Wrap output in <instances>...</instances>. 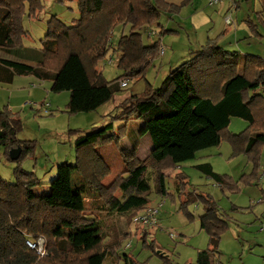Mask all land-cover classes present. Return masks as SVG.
<instances>
[{
    "label": "trees",
    "instance_id": "16d2710c",
    "mask_svg": "<svg viewBox=\"0 0 264 264\" xmlns=\"http://www.w3.org/2000/svg\"><path fill=\"white\" fill-rule=\"evenodd\" d=\"M189 3L77 0L79 17L68 25L52 16L40 48L33 49L22 44L29 35L23 17L29 5L30 18H38L41 0H0V84L11 85L16 77L51 81V92H69L70 114L96 112L122 91V81L146 79L148 69L163 56V37L174 32L161 26L163 14H180ZM120 26H130V32L114 45L113 32ZM158 27L160 31L155 29ZM254 27L252 32L258 34ZM144 32L148 44L143 40ZM109 53L118 56L117 66L123 72L111 84L98 69ZM191 55L159 88L148 81L143 92L127 95L107 115L109 120L102 127H94L88 134L78 132L75 163L58 165L48 191L38 192L43 185L40 179L21 166L14 169V182L0 174V264H106L120 245L105 243L97 214L120 215L128 227L135 224L134 218L149 208L153 190L161 197L169 194L168 172L195 160L199 152L218 147L233 118L249 124L241 134H229L234 151L243 150L257 163L264 146V60L247 55L241 73V54L216 41ZM133 120L144 123L140 136L149 135L152 140V152L144 160L137 156L138 144H122L126 124ZM119 121L125 125L115 132L114 123ZM22 127L19 113L8 107L0 111V145L10 162L19 163L33 154L32 142L18 139ZM112 144L118 149L124 171L105 184L112 169L101 151ZM17 148H21V156L12 161L10 152ZM196 169L220 187L230 186L211 164ZM176 176L184 186L182 174ZM87 191L92 193L90 210L85 206ZM199 200L204 208L200 226L209 236V247L199 251L196 262L189 264H216L215 255L220 253L229 221L212 196L193 194L184 205ZM138 225L142 236L150 234V227ZM42 237L47 257L38 256L28 245ZM123 258L126 264L131 259L128 255ZM164 258L163 264H172Z\"/></svg>",
    "mask_w": 264,
    "mask_h": 264
},
{
    "label": "rangeland",
    "instance_id": "374dc122",
    "mask_svg": "<svg viewBox=\"0 0 264 264\" xmlns=\"http://www.w3.org/2000/svg\"><path fill=\"white\" fill-rule=\"evenodd\" d=\"M194 4L190 2L177 15L163 14L161 26L174 31L162 39L165 54L159 56L148 69L146 79L129 80L128 86L121 89L113 101L96 112L70 114L67 108L69 92H51V81L18 77L12 85L0 86V111L11 104V110L19 113L23 122L18 139L30 141L34 146L33 154L18 163L8 161L5 149L0 145L1 176L8 182H14V169L21 166L35 172L40 179L43 185L38 192L48 191V184L57 176L58 165L62 162L75 163L78 132L88 134L92 128L102 127L109 120L107 115L123 100V96L143 92L148 81L159 88L172 70L211 41L241 54V73L247 55L259 56L264 60V0H224L214 7L209 6L208 0H196ZM41 5L38 18H30L27 5L23 26L29 35L23 39V47L40 48L47 22L52 16H58L68 25L79 17L77 0H41ZM229 15L232 17L231 24L226 23ZM252 26H256L254 28H257L258 34L252 32ZM155 29L160 31L159 27ZM129 32L130 26L116 28L112 36L113 44L116 45L120 37ZM142 34L144 42L148 44L147 32ZM117 63L118 56L109 53L98 64V69L110 84L123 74ZM25 103L27 106H24ZM124 125L125 122H115L114 131L119 132ZM126 125L123 146L140 142L144 148L149 141L153 147L149 135L146 138L140 136L144 126L142 121L133 120ZM248 126L247 121L233 118L227 137L218 147L201 151L195 160L168 172L169 194L161 197L153 190L149 196V208L162 206L157 227H150V234L146 237L140 233L142 229L138 224L128 227L123 216L97 214L103 224L105 243L116 242L120 245L114 249L112 258L109 257L112 260L106 264H126L125 258L122 259L124 255L131 258L128 264H163L164 256L172 264L196 262L198 252L208 249L209 236L200 226L203 203L199 200L184 205L187 197L193 194L212 196L221 214L229 221V227L220 241V253L215 255L216 264H264V146L255 163L243 150L234 151L228 138L229 134H241ZM104 156L112 169V175L105 181V184H109L123 172L124 165L114 144L104 149ZM205 163L211 164L217 174L230 182V186L220 187L196 169ZM178 174L185 179L184 186L175 178ZM91 205L92 193L87 191V210L92 208ZM43 239L46 247V239ZM129 244L130 247H127ZM36 253L40 257H47L38 251Z\"/></svg>",
    "mask_w": 264,
    "mask_h": 264
},
{
    "label": "built area",
    "instance_id": "2783aa9c",
    "mask_svg": "<svg viewBox=\"0 0 264 264\" xmlns=\"http://www.w3.org/2000/svg\"><path fill=\"white\" fill-rule=\"evenodd\" d=\"M223 1L224 0H208V3H209V6L214 7L215 5H218ZM226 23L227 24L232 23L231 15L227 16ZM160 54L161 55L165 54V46L163 44H161V47H160ZM111 62H112V60H111ZM120 85L122 88H126L128 86V81L124 80L121 82ZM161 206H162V204H160L158 207L146 209L145 211L141 212L139 215H137L134 218V222L136 224H140V225L146 226V227H157L158 215H159ZM262 230H264V229H262ZM44 243H45L44 239L40 238L36 243L28 242V245L30 248L38 251L42 256H45L47 254H46V249H45ZM127 247H130V244Z\"/></svg>",
    "mask_w": 264,
    "mask_h": 264
},
{
    "label": "crops",
    "instance_id": "0c3cea01",
    "mask_svg": "<svg viewBox=\"0 0 264 264\" xmlns=\"http://www.w3.org/2000/svg\"><path fill=\"white\" fill-rule=\"evenodd\" d=\"M169 3H171V4H175V5H181L184 1H186V0H167ZM190 2L193 4V5H195L194 3H196V0H190ZM18 77H16L15 78V80L17 79ZM15 80H14V82H15ZM13 82V83H14ZM3 85H5V84H0V86H3ZM12 85V84H11ZM121 92H119V93H117V94H120ZM126 96H123V99L125 98ZM24 106H27V104L25 103V105ZM8 108L9 109H11L12 108V106H11V104L8 106ZM147 136V135H146ZM146 136H144V138H146ZM132 146V144H130L129 146H127V147H131ZM138 147H139V149H138V154H137V156H138V158L140 159V160H144V159H146L149 155H150V153L152 152V149H153V147L151 146V143L148 141L147 143H146V145L144 146V148H143V146L140 144V142H138ZM101 154H102V156L104 157V159H105V156H104V150H102L101 151ZM106 160V159H105ZM106 162H107V160H106ZM108 163V162H107ZM109 164V163H108ZM109 166L111 167V164H109ZM124 169V168H123ZM124 171V170H123Z\"/></svg>",
    "mask_w": 264,
    "mask_h": 264
},
{
    "label": "water",
    "instance_id": "95a60500",
    "mask_svg": "<svg viewBox=\"0 0 264 264\" xmlns=\"http://www.w3.org/2000/svg\"><path fill=\"white\" fill-rule=\"evenodd\" d=\"M21 148L14 149L10 152V158L12 161H17L21 156Z\"/></svg>",
    "mask_w": 264,
    "mask_h": 264
}]
</instances>
